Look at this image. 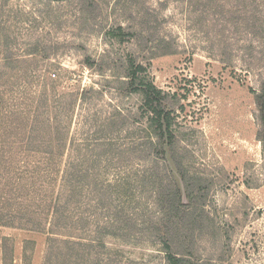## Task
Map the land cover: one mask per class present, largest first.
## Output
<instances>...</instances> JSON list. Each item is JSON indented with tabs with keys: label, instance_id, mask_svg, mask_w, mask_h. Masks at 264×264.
Here are the masks:
<instances>
[{
	"label": "rangeland",
	"instance_id": "374dc122",
	"mask_svg": "<svg viewBox=\"0 0 264 264\" xmlns=\"http://www.w3.org/2000/svg\"><path fill=\"white\" fill-rule=\"evenodd\" d=\"M115 1L83 9L76 0H0V21L12 25L16 58L40 46L31 61L40 59L37 73L51 70L60 89L95 88V101L76 110L72 133L87 129L89 114L121 120L136 110L141 96L125 89V60L133 54L145 64L159 87L178 95L175 157L202 187L208 219L188 239L192 257L205 264H264V142L255 93L264 83V0ZM117 24L140 34L121 43L107 34ZM87 56L95 68L85 65ZM18 64L14 71L27 69ZM15 80L22 91L24 75ZM124 127L119 138L130 141ZM169 164L181 179L182 170ZM159 172L169 173L163 161ZM148 239L107 238L120 248V264H164ZM47 245L45 233L0 223V264H45Z\"/></svg>",
	"mask_w": 264,
	"mask_h": 264
},
{
	"label": "trees",
	"instance_id": "16d2710c",
	"mask_svg": "<svg viewBox=\"0 0 264 264\" xmlns=\"http://www.w3.org/2000/svg\"><path fill=\"white\" fill-rule=\"evenodd\" d=\"M76 1L83 9L110 4ZM11 26L0 21V53H6L0 60L7 67L0 70V223L45 233V264H120L121 250L110 247L108 237L134 244L149 238L163 252L164 264H205L192 257L188 243L208 215L202 187L175 157L178 95L159 87L148 67L129 54L125 89L141 96L140 105L121 120L113 113L89 114L87 129L72 133L76 110L95 101V88L60 89V78L54 79L51 70L37 73L43 69L40 59L31 61L40 46L16 58ZM107 34L124 43L140 33L117 24ZM18 63L27 69L14 71ZM84 63L93 69L96 61L87 56ZM20 73L25 84L19 92ZM255 93L264 142V83ZM123 127L130 129V141L120 140ZM161 161L169 169L165 176L159 172ZM170 162L182 170L181 179Z\"/></svg>",
	"mask_w": 264,
	"mask_h": 264
}]
</instances>
